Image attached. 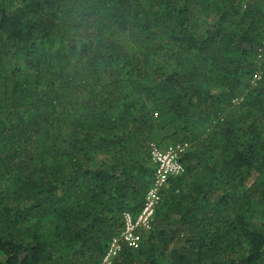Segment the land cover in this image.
Here are the masks:
<instances>
[{
    "label": "trees",
    "instance_id": "trees-1",
    "mask_svg": "<svg viewBox=\"0 0 264 264\" xmlns=\"http://www.w3.org/2000/svg\"><path fill=\"white\" fill-rule=\"evenodd\" d=\"M264 0H0V264H264ZM242 101L235 104L236 98Z\"/></svg>",
    "mask_w": 264,
    "mask_h": 264
},
{
    "label": "built area",
    "instance_id": "built-area-1",
    "mask_svg": "<svg viewBox=\"0 0 264 264\" xmlns=\"http://www.w3.org/2000/svg\"><path fill=\"white\" fill-rule=\"evenodd\" d=\"M260 50V65L264 63V41ZM263 69H259L253 81L262 80ZM189 148L188 143L174 144L172 147L163 149L153 143L150 148L151 162L154 165L153 184L149 189L145 204L136 218L126 213L123 218V229L115 237L109 246L108 252L101 264H112L113 259L118 255L123 246L137 249L141 243L140 231H149L154 223L155 214L160 206L162 194L172 177L179 176L184 168L180 156Z\"/></svg>",
    "mask_w": 264,
    "mask_h": 264
},
{
    "label": "rangeland",
    "instance_id": "rangeland-1",
    "mask_svg": "<svg viewBox=\"0 0 264 264\" xmlns=\"http://www.w3.org/2000/svg\"><path fill=\"white\" fill-rule=\"evenodd\" d=\"M257 61L259 60V63H260V59H259V56L257 57V59H256ZM264 77V73H263V75H262V78ZM262 81V80H261ZM261 81H258V82H254L253 81V79H252V85L253 86H257ZM242 101V98L241 97H238V98H236V100L234 101V103L235 104H238V103H240ZM176 144H179V143H176ZM175 144V145H176ZM174 144H171V145H168V146H165V147H163V146H160L161 148H163V149H167V148H170V147H172ZM144 232L143 231H140V234L142 235Z\"/></svg>",
    "mask_w": 264,
    "mask_h": 264
}]
</instances>
